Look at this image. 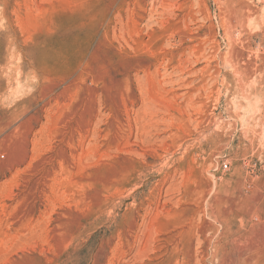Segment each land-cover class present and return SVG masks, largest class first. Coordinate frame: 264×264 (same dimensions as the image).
I'll return each instance as SVG.
<instances>
[{"label": "rangeland", "instance_id": "374dc122", "mask_svg": "<svg viewBox=\"0 0 264 264\" xmlns=\"http://www.w3.org/2000/svg\"><path fill=\"white\" fill-rule=\"evenodd\" d=\"M0 264H264V0H0Z\"/></svg>", "mask_w": 264, "mask_h": 264}, {"label": "built area", "instance_id": "2783aa9c", "mask_svg": "<svg viewBox=\"0 0 264 264\" xmlns=\"http://www.w3.org/2000/svg\"><path fill=\"white\" fill-rule=\"evenodd\" d=\"M228 165L227 164H225V167H227Z\"/></svg>", "mask_w": 264, "mask_h": 264}]
</instances>
